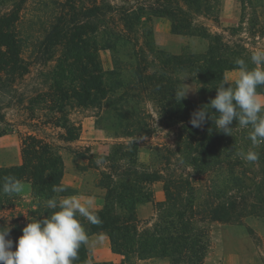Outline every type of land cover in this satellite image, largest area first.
I'll use <instances>...</instances> for the list:
<instances>
[{
    "label": "trees",
    "instance_id": "obj_1",
    "mask_svg": "<svg viewBox=\"0 0 264 264\" xmlns=\"http://www.w3.org/2000/svg\"><path fill=\"white\" fill-rule=\"evenodd\" d=\"M218 1L0 0V137L15 126L6 119L7 109L18 106L33 121L32 133L22 138L21 163L0 165V181L14 176L31 187L27 202L21 193L0 196V227L10 229L13 241L28 221L47 215L44 201L56 195L54 185L63 184L62 147L36 133L34 121L61 126L63 140H75L80 127L69 124L68 114L76 107L97 109L95 126L124 140L113 143L107 154L74 152L82 188L65 185L67 191L60 194L104 191L102 207L93 210L101 223L83 221L84 228L88 235L107 236L112 251L123 259L94 262L84 245L75 264L151 259L202 264L209 243L206 221L234 223L264 216V144L253 147L250 129H241L236 120L230 125L232 135L217 131L211 120L201 128L189 123L191 113L215 96V86L228 80L225 73L237 69L235 59L249 61L253 53L195 23L199 15L215 17ZM255 4L262 5L258 0ZM155 17L167 18L173 34L208 39L207 49L170 54L155 46L150 25ZM260 28L264 30V21ZM104 49L112 58L108 70L100 59ZM33 67L44 89L32 88L28 96L20 83ZM184 79L195 85V97L178 101L174 93L184 89ZM258 91L264 96V88ZM149 102L159 124L175 127L176 133L173 145L151 146L154 156L145 164L137 157L138 149L156 131ZM250 150L258 153L257 161L246 162L238 155ZM156 181L163 184L164 199L156 202L155 222L142 227L136 208L152 202L150 185Z\"/></svg>",
    "mask_w": 264,
    "mask_h": 264
},
{
    "label": "rangeland",
    "instance_id": "obj_2",
    "mask_svg": "<svg viewBox=\"0 0 264 264\" xmlns=\"http://www.w3.org/2000/svg\"><path fill=\"white\" fill-rule=\"evenodd\" d=\"M113 1L115 3L122 2V0ZM225 1L231 2L232 5L225 6ZM250 1L253 2L252 4L257 2V0ZM258 2H260L262 5L257 6L255 4V7H252V4L248 2H244L242 4L241 0H219L215 17L199 15L196 17L195 23L198 25L201 23L206 25L212 33H219L223 40L230 44L239 43L245 45L252 52L264 50V30L260 28L262 22L264 21V0H258ZM234 5L238 7L237 22L234 25H229L226 27L220 26V11L226 8L227 18L229 19V22H231L232 20H230V15L235 13ZM251 19H254L253 21L258 23L255 27L251 26ZM150 25L153 30L155 46L163 48L167 53H201L204 52L209 45L208 39L199 36L173 35V33L170 32V22L167 18H152ZM232 27L238 29L232 31L230 30ZM101 56L102 50L100 51V59ZM106 56L112 68V58L109 50L106 51ZM102 67L103 69L108 70L104 68V65H102ZM235 72L236 73H234V75L225 73L226 78L229 81L234 80L238 71ZM41 80L42 77L36 75V67H33L31 73L21 80L20 85L22 88L27 90V95L30 96L33 94L30 93L32 88L37 87L38 90L44 89V86L41 84ZM182 83L184 88L189 87L186 95L194 98L195 85L193 82L184 79ZM147 108L153 114L154 122L152 125L156 131L141 140L137 157L141 163L145 164L152 162L154 150L151 148V146H154V144H164V146L173 145V140L176 133L175 127L167 128L159 124L158 118L155 114V109L150 102L147 103ZM98 112L99 111L97 109L93 108L76 107L70 109L68 114L69 124L80 127L79 136L75 140L64 141V129L61 126H56L54 124H47L44 126L39 124L38 121H34L38 125L35 130L36 133L47 138L53 145L62 147L59 149V151L64 157V161H72V163L75 162L73 159L74 152H85L86 149H89L90 151L88 154H107L109 153L113 143L121 142L124 139H115L110 136L106 130L93 124V116ZM38 115H40V113L37 111L34 117L37 118ZM5 116L7 120L15 122L13 129L0 137V165L9 166L16 164L21 159L22 138H24L25 134L32 133V131H30L32 127L30 125L33 121L27 118L28 114L19 109L18 106L7 109L5 111ZM88 118L90 121L89 126L85 124ZM22 119L29 124H16L18 123V120ZM82 121L84 122V126ZM93 126L94 128L98 129L97 132L94 131ZM80 136L83 137L80 138ZM181 168L184 172L189 173L188 169L183 168V166L179 167V169ZM161 187L163 190L162 182L161 185H157L156 187L153 186V183L150 185L153 195L152 203L155 217L150 223L142 222L140 220L142 227L147 225L150 226L156 220V202L158 201H155V191L160 190ZM24 190H26V187H24ZM24 190L21 192V194L24 192ZM7 212L8 209L4 210L3 213L5 214ZM205 225L207 226V231L209 234V243L203 263L207 260V264H216L221 261V259H224L225 253L228 251L226 250L227 248L225 246L226 244L224 242V238L229 235H237L239 238H241V243L243 244L244 250L247 252L248 259L244 264H264V216H246L234 223L208 220L205 222ZM227 225H232V227H229L231 228L229 233L226 231V228H228L226 227ZM138 264L142 263L138 262Z\"/></svg>",
    "mask_w": 264,
    "mask_h": 264
},
{
    "label": "clouds",
    "instance_id": "obj_3",
    "mask_svg": "<svg viewBox=\"0 0 264 264\" xmlns=\"http://www.w3.org/2000/svg\"><path fill=\"white\" fill-rule=\"evenodd\" d=\"M249 61L235 59L236 78L222 80L215 86V96L191 113L189 123L193 128H201L211 120L217 131L232 135L230 125L236 120L241 129H250L248 139L253 147L264 144V96L258 91L264 88V50L253 52ZM188 90L174 93L178 101L186 97ZM238 155L246 162L259 158L252 150ZM23 190V183L14 176L0 181V196L19 195ZM66 191L65 185H54L52 192L56 195L44 201L47 215L28 221L15 241L8 227H0V264H75L79 250L89 243L83 221L100 224L101 220L92 210V199L60 198Z\"/></svg>",
    "mask_w": 264,
    "mask_h": 264
},
{
    "label": "crops",
    "instance_id": "obj_4",
    "mask_svg": "<svg viewBox=\"0 0 264 264\" xmlns=\"http://www.w3.org/2000/svg\"><path fill=\"white\" fill-rule=\"evenodd\" d=\"M225 6L232 5L231 2L225 1ZM227 9L224 8L220 11L219 14V23L220 26H229L234 25L238 20V7L234 5V14L230 15V20L227 18ZM173 35H179V34H173ZM106 49L102 50V56H101V63L104 65V68L111 69L110 62L106 56ZM237 70H229L226 73H230V75H234ZM94 117V116H93ZM92 118V117H91ZM89 118L86 120L85 124L89 126ZM82 124L84 126V122L82 121ZM94 124V120H93ZM85 129V128H83ZM93 129L95 132L98 131L97 128ZM91 131V130H90ZM83 136H80V138ZM21 159L16 163H21ZM62 183L64 185L73 187L81 191L83 180L82 176L76 171L74 164L72 161H64V173L62 176ZM24 187H26V190L21 194V196L24 198V201H29L31 199V187L29 183H24ZM161 185L160 181H156L153 183V186ZM68 196H76L77 198L81 199L83 201L84 199H92L94 201L93 203V209L92 210H98L102 207L104 203V191L98 190L94 194H83V193H77L73 195ZM164 198L162 187L160 190L155 191V201H161ZM136 214L138 218L142 222L150 223L154 220L155 212L153 209V203L152 202H145L142 204H139L136 208ZM226 231L229 233L231 231L232 225H227ZM89 236V243L85 245L88 248L90 259L94 262H105V261H113V262H119L123 259V256L119 253H116L112 251L110 246V241L107 236L105 235H97V234H91ZM241 238H239L237 235L234 236H227L224 238L225 246H226V253L224 256V259H221L216 264H244L245 261L248 259L247 252L244 250L243 244L241 243ZM230 260V262H229ZM140 263H148V264H169V261L166 259L163 260H147V261H139ZM203 264H207V260L204 261Z\"/></svg>",
    "mask_w": 264,
    "mask_h": 264
}]
</instances>
